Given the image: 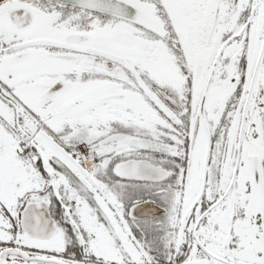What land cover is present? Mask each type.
Wrapping results in <instances>:
<instances>
[{"label": "flooded vegetation", "instance_id": "af4514ba", "mask_svg": "<svg viewBox=\"0 0 264 264\" xmlns=\"http://www.w3.org/2000/svg\"><path fill=\"white\" fill-rule=\"evenodd\" d=\"M196 1L0 0L8 264H263L264 0Z\"/></svg>", "mask_w": 264, "mask_h": 264}, {"label": "rangeland", "instance_id": "374dc122", "mask_svg": "<svg viewBox=\"0 0 264 264\" xmlns=\"http://www.w3.org/2000/svg\"><path fill=\"white\" fill-rule=\"evenodd\" d=\"M182 1V4L184 5V10L182 9V15H183V21L184 23L187 24V27H186V30L187 32H189V35L190 33H192V30L194 28V25H195V21L197 20V16L195 15L196 11H195V7H196V4H197V1L196 0H181ZM209 14V8L208 10L206 11V15ZM212 18V12H211V16H210V20ZM95 30H97V32L99 33V29L98 27H94ZM96 32V37H98V33ZM157 33L159 31H156ZM141 43H145L146 45L148 44L146 41L144 40H141ZM96 45L98 46V43H96ZM144 47H142L141 45L139 46V52L138 54L140 56H142L143 54V50ZM161 61V58H160V55H157L154 59V61ZM0 128L2 129V132H3V123L2 121L0 120ZM5 157L9 158L8 160V171H9V178L11 180V182L13 180H15L18 176L19 177H24L23 176V163H24V159L25 158H28L27 157H24V156H21L20 155H17V152H15V150L13 148H8L5 150ZM19 178H17L18 180ZM16 180V182H17ZM11 186L13 187V184H11ZM14 191V189L10 188L9 189V192L10 194H12ZM235 249L233 247H228L227 248V252L226 254H231L232 253V250ZM32 257H35V256H32ZM264 264V259L263 261L261 262Z\"/></svg>", "mask_w": 264, "mask_h": 264}, {"label": "water", "instance_id": "95a60500", "mask_svg": "<svg viewBox=\"0 0 264 264\" xmlns=\"http://www.w3.org/2000/svg\"><path fill=\"white\" fill-rule=\"evenodd\" d=\"M57 1H62L64 3L77 5V6L86 8V9H92V10H96L99 12H106V13H110V14H120L121 13L119 11H116L117 5L115 3V0H104V1H101V3H98L96 0H57ZM122 5H123V7H126V4H122ZM16 253L20 254V256H22V258H24L25 261L26 260L33 261L35 259V257L27 258L26 256L22 255L20 252L13 251V250H8L7 255H9V254L15 255ZM6 258H7V256L2 254L0 256V264H8V262H6ZM14 263L25 264V263L20 262V261L12 262L9 264H14Z\"/></svg>", "mask_w": 264, "mask_h": 264}]
</instances>
